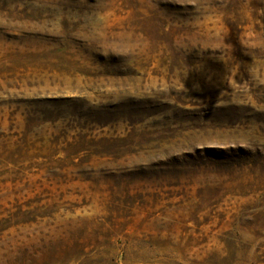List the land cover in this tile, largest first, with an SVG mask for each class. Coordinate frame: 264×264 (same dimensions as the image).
Wrapping results in <instances>:
<instances>
[{"label": "rangeland", "instance_id": "374dc122", "mask_svg": "<svg viewBox=\"0 0 264 264\" xmlns=\"http://www.w3.org/2000/svg\"><path fill=\"white\" fill-rule=\"evenodd\" d=\"M0 264H264V0H0Z\"/></svg>", "mask_w": 264, "mask_h": 264}]
</instances>
